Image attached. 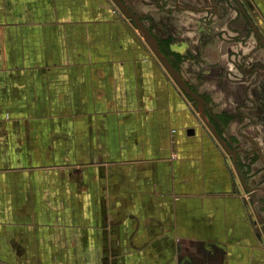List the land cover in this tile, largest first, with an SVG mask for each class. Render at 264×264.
Wrapping results in <instances>:
<instances>
[{"label": "crops", "instance_id": "crops-1", "mask_svg": "<svg viewBox=\"0 0 264 264\" xmlns=\"http://www.w3.org/2000/svg\"><path fill=\"white\" fill-rule=\"evenodd\" d=\"M240 2L263 37L264 0ZM130 7L178 55L213 129L112 0H0V264H264V213L213 121L244 102L222 70L252 36L224 42L202 18ZM238 119L223 138L253 133ZM262 165L245 178L261 181Z\"/></svg>", "mask_w": 264, "mask_h": 264}, {"label": "flooded vegetation", "instance_id": "flooded-vegetation-1", "mask_svg": "<svg viewBox=\"0 0 264 264\" xmlns=\"http://www.w3.org/2000/svg\"><path fill=\"white\" fill-rule=\"evenodd\" d=\"M125 8H127L133 15L140 18L143 25L148 29V31L151 33L152 37L155 39V36L152 33V30L146 25L145 21L149 18L150 15H147L148 17H141L137 13L133 12L130 5L134 0H120ZM151 3H154L155 9H157L160 13L168 15L169 18H172L174 15H178L180 13L190 11L194 12L198 18H202L203 24L205 26H209L212 29H214V32L219 36V39L223 40L224 42L231 41L228 39V36L231 35L233 32L236 33L235 38L236 41L239 43H242L244 39L247 38V36L244 35L242 30H239L236 27L235 24H233V21L231 18H228V11L222 7L223 3L218 0H201V2H196V5H186L182 0H149ZM220 3V4H219ZM221 5V6H220ZM119 9V7L117 6ZM120 10V9H119ZM121 11V10H120ZM223 21H222V20ZM134 26L139 28L134 22ZM251 30V29H250ZM156 40V39H155ZM157 47L160 50V52L169 60L170 64L177 70L181 76L182 81L188 86V88L193 92L195 95L201 98L203 101V104L200 105L197 102L194 104L196 107L201 109L203 111V114L205 116L208 115H214L213 109L210 106V104L206 101L204 97L199 95L196 90L193 88L192 84L188 80V76L186 77L183 70L179 68V57L176 54H173L168 51H164L162 45L160 42L156 41ZM263 47L257 42L256 46L249 51V53L243 55L239 54L236 51H233V49L229 48L226 50L225 56H226V63L229 66L225 70L223 69V75L227 79L230 80L233 84H241L243 85V99L244 102L242 104H238L237 109L235 110V113L233 114H226L228 115L226 117H222L220 121L216 120L215 117L213 121L217 125L216 130L222 139L221 132L224 130V126H222V123L224 121L228 120H235L236 118H244L246 120V128H249L251 130V135L244 136L243 140L237 135L230 136V141L227 144L231 148L230 156L232 160L234 161L235 165V172L239 180H243L244 184L243 187L248 193L250 194L251 199V206L255 207L257 206L261 213H264V149L260 150L258 149V143H257V131L255 130V127L257 126V120L254 117V111L256 109V104L253 103L248 95V90L251 89V87H254L257 83V79L259 80V73L260 70L258 68V62L259 59H257V56H255L256 51H262ZM254 56V58H252ZM221 72V71H220ZM255 104V105H254ZM239 109H242L244 111L241 112ZM238 119V120H239ZM224 125V123H223ZM264 130V129H263ZM256 134V135H255ZM264 135V134H262ZM242 141V142H241ZM262 143L261 147L264 148V136L262 137ZM235 151H237L235 153ZM241 159V162L239 160ZM262 160V161H261ZM243 161V162H242ZM255 161L262 162V168H263V177L262 180L256 183H259L258 185H255L252 181V175H249V177L245 178L247 174H250L252 172L253 163ZM242 168H245L244 171H241ZM243 172V173H242ZM264 220V219H263ZM263 236H264V224H263ZM264 238V237H263Z\"/></svg>", "mask_w": 264, "mask_h": 264}, {"label": "water", "instance_id": "water-1", "mask_svg": "<svg viewBox=\"0 0 264 264\" xmlns=\"http://www.w3.org/2000/svg\"><path fill=\"white\" fill-rule=\"evenodd\" d=\"M232 1L235 6L237 7L238 11L245 17V19L247 20L249 27L251 29L250 33H252L255 36L256 41L263 47L264 50V40L263 37L261 36L260 32L258 31V29L254 26L252 20L248 17L247 12L244 10V8L241 5L240 0H230ZM112 2L119 7V9L121 10V13L127 18L129 19L132 23L134 22L138 27L140 32L142 33V37L144 39V41L147 43V45L149 46V48L153 51L154 55L156 56V58L160 61V63L164 66V68L168 71V73L170 74V76L172 77V79L174 80V82L176 83V85L179 87V89L189 98H191L193 101L197 102L198 104L202 105L203 101L201 100L200 97H198L197 95H195L193 92H191V90L188 88V86L182 81L181 76L179 74V72L177 70H175V68L170 64L169 60L160 52V50L157 47L156 41L155 39L152 37L151 33L148 31V29L143 25V23L141 22L140 18H138L137 16L133 15L127 8L124 7V5L122 4V2L120 0H112ZM201 118L203 119V121L212 128L211 124L209 122H206V117L203 114V111L201 110ZM213 129V128H212ZM230 137V136H229ZM228 139V142L230 141V138ZM218 140L224 144V146L229 149H231L228 144H227V140L225 139L223 141L222 138H218ZM226 141V143H225ZM237 151H235L236 153ZM235 161V158H234ZM242 183L244 184V181L241 180Z\"/></svg>", "mask_w": 264, "mask_h": 264}, {"label": "rangeland", "instance_id": "rangeland-1", "mask_svg": "<svg viewBox=\"0 0 264 264\" xmlns=\"http://www.w3.org/2000/svg\"><path fill=\"white\" fill-rule=\"evenodd\" d=\"M218 1H221L223 3L222 7L225 8L228 11V18L232 19L233 24H235L236 27H239L237 29L242 30L244 35L247 36L248 38L250 36H252L251 40L249 42L247 41L246 44H248V45L251 44V46L252 45L256 46L257 41L255 39V36L252 33H249L250 32V27H249V24H248L247 20L243 16H242L243 19H242V17L238 18V15L236 14V12L239 13V14H241V13L238 11V9L235 6V4L232 1H230V0H218ZM192 4H197V3H192ZM182 14H183V17H181V18H198L197 15L194 12L186 11V12H183ZM250 19L253 21L254 25L257 26L255 24L254 20L252 18H250ZM256 21H258V20L256 19ZM257 28H258V26H257ZM258 29L262 33L261 29L260 28H258ZM263 38H264V36H263ZM244 44L245 43H243V45ZM240 45H241V43H240ZM244 48H245V46H244ZM239 54H241V53H239ZM222 125H223V123H222ZM254 184L258 185L259 183H254Z\"/></svg>", "mask_w": 264, "mask_h": 264}]
</instances>
